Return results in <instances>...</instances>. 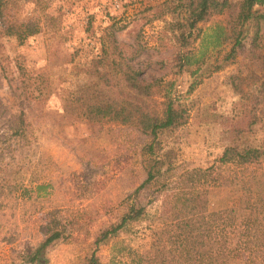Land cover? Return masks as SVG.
<instances>
[{
  "label": "rangeland",
  "instance_id": "1",
  "mask_svg": "<svg viewBox=\"0 0 264 264\" xmlns=\"http://www.w3.org/2000/svg\"><path fill=\"white\" fill-rule=\"evenodd\" d=\"M238 1L226 0L230 15ZM186 2L1 0L0 264H24L26 253L44 239L42 225L50 215L61 237L45 248L43 264H81L95 248L97 231L118 221L125 211L123 199L145 177L140 148L146 135L116 120L81 117L78 104H66L79 81H96L93 59L109 24L117 41L139 46L135 62L156 91L147 98L149 109L159 113L164 84L173 83L171 96L185 120L160 130L157 139L162 150H170L174 172L216 165L235 139L264 145V22L253 43L254 27L246 21L242 48L228 61L222 60L226 49L219 48L191 76L193 65L178 67L180 47L166 23L181 16ZM253 8L264 12V4ZM220 17L213 14L196 23L200 34ZM15 23L33 24L35 31L19 41L5 34V26ZM198 40L189 48L198 49ZM28 77L32 82L37 77L33 84L40 91L33 89L21 100ZM20 109L23 123L14 133ZM230 167L222 165L220 185L207 190L209 210L237 201ZM248 169L264 178V153ZM38 184L44 188L37 192ZM153 188L137 191L144 216L95 248L97 264H131L128 248L146 249L151 231L168 220L171 191ZM227 264L245 262L235 257Z\"/></svg>",
  "mask_w": 264,
  "mask_h": 264
},
{
  "label": "trees",
  "instance_id": "2",
  "mask_svg": "<svg viewBox=\"0 0 264 264\" xmlns=\"http://www.w3.org/2000/svg\"><path fill=\"white\" fill-rule=\"evenodd\" d=\"M263 4L264 0H239L233 4L235 12L230 15L226 0H187L181 16L166 22L180 47L178 67L193 65L195 68L189 74L194 76L201 65L223 47L226 50L222 60H230L242 48L246 21L254 27L251 39L254 43L260 23L264 22V12L253 7ZM213 14L221 17L204 34H200L196 23L208 21ZM112 27L113 24H109L104 29L105 41L103 36L98 38L101 48L93 59L96 81L87 84L79 81L71 90L66 104L70 107L72 103L78 104L79 112L76 111V114L81 117L97 122L116 120L130 124L146 135L147 140L140 148L145 177L123 199L126 201L125 211L118 221L97 231L93 239L94 247L115 235L128 222L144 216V206L136 202L135 195L139 189L153 184V192L171 191L169 218L151 231L146 249L128 248L131 264H227L235 257H243L245 264H264V178L248 169V164L264 153V145L252 146L235 139L223 148L216 165L174 172L170 150H162L157 134L160 130L182 124L185 111L171 96V80L164 84L159 113L149 109L147 98L156 91L153 89L154 82L143 77L141 66L135 62L139 46L117 41ZM34 31L30 23L5 26V34L13 35L19 41ZM196 39H199L200 47L189 48V44ZM217 67L214 66L215 69ZM30 80L28 77L19 91V95L23 94L21 100L32 94L33 89L38 93L40 91ZM22 116L20 109L16 124L11 128L14 133L22 127ZM224 164L231 166L230 182L237 187L239 195L234 205L209 210L207 190L220 185L219 171ZM43 188L41 184L35 186L37 192ZM42 228L44 239L26 253L24 264H43L45 248L61 237L53 215ZM95 248L82 259L81 264H97Z\"/></svg>",
  "mask_w": 264,
  "mask_h": 264
}]
</instances>
